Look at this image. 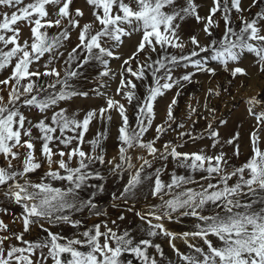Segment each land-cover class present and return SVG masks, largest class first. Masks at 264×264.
Here are the masks:
<instances>
[{"label": "snow or ice", "instance_id": "obj_1", "mask_svg": "<svg viewBox=\"0 0 264 264\" xmlns=\"http://www.w3.org/2000/svg\"><path fill=\"white\" fill-rule=\"evenodd\" d=\"M74 3L0 0V264H264V149L259 136L264 111H254L264 105V96L247 101V114L262 127L251 133L253 154L240 166L232 163L240 155L239 133L225 140L218 130L226 121L215 128L209 123L206 135L196 136L197 121L183 131L185 123L174 114L186 84L197 74H217L210 62L233 79L247 77L240 63L251 54L264 74V0H251L247 9L243 0H211L203 16L197 0ZM252 8L258 10L251 13ZM189 20L201 26L206 43L196 35L184 38ZM221 22L223 33L217 39L214 30ZM134 35L139 36L134 51L122 58L117 50L123 38ZM111 60H121L119 71L112 70ZM93 62L102 69L98 87L77 89L73 81ZM178 69L184 71L176 76ZM117 76L115 95L130 106L135 101V127L125 104L101 91L109 86L104 77ZM149 76L141 98L135 81ZM173 90L166 118L154 125L158 98ZM101 97L104 106L87 110L82 118L80 110L70 111L76 98ZM113 111L120 118L117 154L108 158L104 141ZM95 120L103 130L88 139ZM153 128V137L145 139ZM169 132L176 133L177 142L163 141ZM197 139L209 143L198 152L178 150ZM225 145L232 148L231 156ZM138 149L144 154L134 157ZM169 163L174 165L171 172ZM106 174L123 181L110 194L112 207L132 213L141 222L143 237L121 229L117 221H125L126 214L99 219L108 216L98 203L106 191ZM149 198L157 202L148 203ZM142 200L146 212L136 208ZM89 217L99 222L86 226ZM185 218L194 221L189 230L166 227ZM61 226L73 235L52 231ZM33 227L46 235L26 239ZM161 237L175 260L156 242ZM177 239L187 251L176 246Z\"/></svg>", "mask_w": 264, "mask_h": 264}, {"label": "rangeland", "instance_id": "obj_2", "mask_svg": "<svg viewBox=\"0 0 264 264\" xmlns=\"http://www.w3.org/2000/svg\"><path fill=\"white\" fill-rule=\"evenodd\" d=\"M25 2H30V0H25ZM198 3L202 5V9L200 11V15H206L207 9L211 4V0H197ZM243 4L247 9L251 4V0H243ZM84 0H75L74 7H83ZM258 9L252 8L251 13H255ZM87 14V13H86ZM219 15V14H218ZM245 16H249L250 13L245 11ZM237 14L233 13V20L236 23L233 24V27L236 28L238 26L239 21L236 19ZM24 35L27 36L29 33L28 26L24 27ZM51 31H55L54 29ZM215 38H220L223 33V23H220V27L215 29ZM182 35L185 39L192 35H196L201 44L206 43L207 38L204 33L201 31V26L197 25L194 21L189 20L183 28ZM123 46L119 48L117 51L121 55L122 58H127L134 51L135 45L139 39L138 35H134L131 39L123 38ZM75 44V36H73V45ZM189 49L186 48L185 52ZM255 57L251 54H246L240 63L241 67H244L247 72V77H237L233 79L228 72L223 71L222 67L217 65L215 62H210V66L215 67L217 69V74L213 77L205 74H197L193 78V82L191 84H186L183 88L182 94L178 97V104L174 109V114L177 118V122H184L186 127L182 129L183 131H187L189 128H192V120H196L197 123L194 126V134L196 136H200L201 134H205V129L208 124L211 123L215 128L219 121H226L225 124L219 127V132L221 137L227 140L234 133H239L240 140V155L232 159V163L234 166H240L245 163L251 156V144H250V136L251 133L257 131L258 128L262 127L257 125L256 120L247 114V101L250 97H261L264 96V74H261L257 66L254 63ZM121 60H111L110 66L113 71L120 70ZM136 65L133 64V68ZM102 69L100 66L93 64L87 66L82 70L81 77L75 79L73 83L77 87V89L82 91H91V89L98 87L99 76L98 73ZM183 69H178L175 73L176 76H179L183 73ZM63 74V73H62ZM3 74H0V78H2ZM108 83V87L101 89V91L106 92L108 96H111L114 99L120 100L121 103H124L126 108H128V116L130 119V123L133 127H135V101L133 105H128L126 101L121 100L119 96L115 95V89L117 88L119 76L116 77L115 80H108L107 77L103 78ZM137 83V95L143 98L145 94V83H151V77H148V80L145 82L135 81ZM212 90V95L209 96L208 90ZM216 93H219L217 95ZM175 94V90L166 93V95L162 98H158V101L155 104V120L154 125L160 124L166 118V109L168 104L170 103L173 95ZM63 106V105H62ZM104 106V98H93V99H81L76 98L74 101L70 102V111L80 110V118H82L84 112L92 108H99ZM190 108L197 109V113L193 114L190 111ZM209 109H214V113L209 111ZM254 111L259 113L264 111V105H257L254 108ZM113 119L109 125L108 130V138L104 141V147L107 150L108 158L115 156L117 154V128L120 125V118L116 112L111 113ZM188 117H191L189 119ZM175 127V125H173ZM103 125L99 120L93 121L91 126V131L88 134V139H92L93 136L97 133V131H102ZM179 131V130H178ZM154 135V128L151 129L145 136V139H151ZM260 136V147L264 149V131L259 133ZM171 140L173 143L177 142L176 133L169 132L167 135L163 137V141ZM209 141L207 139L200 140L197 139L195 143L188 141L184 147L178 149L181 152H198L202 147L207 145ZM157 147H160V143L157 144ZM87 150V148L85 149ZM225 152L228 153L229 156L232 154V148L230 146L225 145ZM212 150H209V154H211ZM144 153L139 149L132 153L135 157L137 155H143ZM137 166L139 164L137 163ZM168 171L171 172L174 169V165L168 164ZM177 174L185 175L186 172L183 169H175ZM165 181L169 179L168 175H164L162 177ZM123 181L119 178L110 177L106 174V191L105 193L98 197L99 207L108 213L107 217H101L99 219H108L113 220L116 219L119 214H126L125 221H117L120 225L121 229H128L134 235H136L137 239L143 237V233L140 231L141 222L132 214L128 213L127 209L124 207L113 208L112 200L110 194L112 192H117L120 188V185ZM147 191V188L145 189ZM157 201L149 198L148 203H156ZM143 200L141 203L136 205L137 209H142L143 211H147V208L143 206ZM13 211L15 209L13 208ZM99 219L95 217H89L86 220V226H91L94 223H98ZM6 222L8 218L5 217ZM194 221H191L187 218L184 219L183 223L180 224H166V227L169 229L180 232L184 230H189L192 228ZM111 226V224H110ZM146 227V225H143ZM20 225L17 224L16 228H19ZM47 227V225H45ZM54 232H61L65 236L73 235V230L66 227L61 226L58 228H53ZM46 234L43 233L39 227H33L31 233L26 235V239L37 240L42 239ZM157 243L162 245L163 250L167 254L168 257H171L175 260V256L172 253V250L168 246V242L165 238L161 237L156 239ZM191 242V241H190ZM176 246L181 251H187L183 241L177 239L175 241ZM151 251V250H150ZM131 258V257H128ZM51 264V262H49ZM134 264H137L134 261Z\"/></svg>", "mask_w": 264, "mask_h": 264}]
</instances>
